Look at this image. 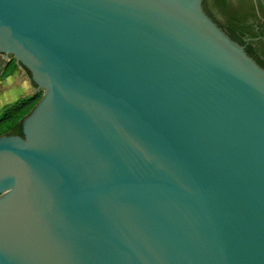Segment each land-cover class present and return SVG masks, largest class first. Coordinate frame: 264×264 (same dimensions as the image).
<instances>
[{
	"label": "water",
	"instance_id": "obj_1",
	"mask_svg": "<svg viewBox=\"0 0 264 264\" xmlns=\"http://www.w3.org/2000/svg\"><path fill=\"white\" fill-rule=\"evenodd\" d=\"M0 264H264V0H0Z\"/></svg>",
	"mask_w": 264,
	"mask_h": 264
},
{
	"label": "trees",
	"instance_id": "obj_2",
	"mask_svg": "<svg viewBox=\"0 0 264 264\" xmlns=\"http://www.w3.org/2000/svg\"><path fill=\"white\" fill-rule=\"evenodd\" d=\"M42 92L28 100L22 105H18L0 112V134L13 133L21 127L22 118L31 110Z\"/></svg>",
	"mask_w": 264,
	"mask_h": 264
},
{
	"label": "crops",
	"instance_id": "obj_3",
	"mask_svg": "<svg viewBox=\"0 0 264 264\" xmlns=\"http://www.w3.org/2000/svg\"><path fill=\"white\" fill-rule=\"evenodd\" d=\"M1 112V111H0Z\"/></svg>",
	"mask_w": 264,
	"mask_h": 264
}]
</instances>
